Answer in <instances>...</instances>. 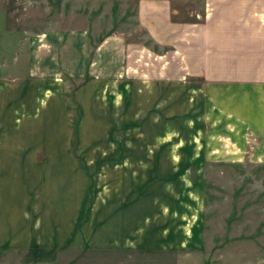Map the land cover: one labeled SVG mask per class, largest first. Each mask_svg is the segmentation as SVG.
Wrapping results in <instances>:
<instances>
[{
    "label": "rangeland",
    "instance_id": "1",
    "mask_svg": "<svg viewBox=\"0 0 264 264\" xmlns=\"http://www.w3.org/2000/svg\"><path fill=\"white\" fill-rule=\"evenodd\" d=\"M140 1L0 0V41L14 64L8 72H13L16 82L28 76L30 45L34 39L43 40L45 33L65 37L70 45L79 38L85 53L84 79L66 71L57 75L64 79L72 104L69 150L132 152L136 172L128 183L133 198L127 201L139 197L128 204L126 228L135 244H157L153 233L157 212L161 200L166 205L171 201L181 213L176 221L181 235L194 238L197 254L187 264H264V136L254 134L229 105H216L203 81L190 74V39L200 38L201 25L213 21L217 8L210 0H158L167 1L170 8L167 23L157 27L158 41L142 25ZM118 38L126 44L132 71V104L125 110L121 105L122 111L117 106L116 111L101 107L100 112H90L82 131L75 94L92 80L91 62L100 46ZM74 67L67 66L71 72ZM109 89L105 88L106 96ZM54 101V96L47 103L44 96L38 99L31 118L37 124L44 122L46 137L59 139L53 150L61 151L66 127ZM114 176L110 166L95 175L86 214L92 215L93 203L112 201ZM104 184L109 190L98 194ZM70 254L67 264H174L180 259L174 260L173 253L138 250L90 249Z\"/></svg>",
    "mask_w": 264,
    "mask_h": 264
},
{
    "label": "crops",
    "instance_id": "2",
    "mask_svg": "<svg viewBox=\"0 0 264 264\" xmlns=\"http://www.w3.org/2000/svg\"><path fill=\"white\" fill-rule=\"evenodd\" d=\"M210 3L217 8L213 21L201 25L198 40L190 39V74L203 81L216 105H229L254 134L264 136V0ZM169 11L167 1H140L142 25L158 41L161 36L156 34L157 27L167 23ZM44 36L30 45L28 76L22 82H16L13 72H8L14 64L0 41V264H67L70 253L90 249L173 253L174 260L180 256L174 264H187L197 250L192 247L193 237L191 240L189 235H181V224H176L181 213L174 210L175 202L166 205L161 200L158 225L153 231L157 244L140 246L127 233L128 204L139 197L136 194V200L132 199V186L128 185L136 172L132 152L69 150L72 104L65 93L64 79L57 75L66 71L75 79H84L85 53L80 50L79 38L70 45L65 37ZM99 50L91 62L92 80L83 83L75 94L82 113V131L90 112H100L101 107L116 111L121 105L125 110L128 103L132 104L126 44L119 38L110 39ZM70 63L75 64L73 72L67 68ZM107 87L112 95L106 96ZM43 96L45 103L54 96V109L63 113L66 129L61 151L53 150L59 139L46 137L44 122L37 124L31 118ZM106 166L116 174L112 201L96 206L93 203L92 215H88L86 202L93 180ZM103 189L109 190L104 184L98 194L106 192Z\"/></svg>",
    "mask_w": 264,
    "mask_h": 264
}]
</instances>
